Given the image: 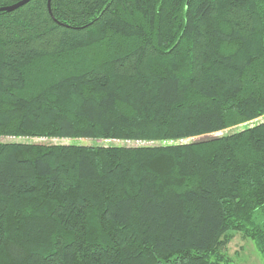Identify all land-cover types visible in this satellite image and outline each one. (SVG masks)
<instances>
[{
  "label": "trees",
  "instance_id": "trees-1",
  "mask_svg": "<svg viewBox=\"0 0 264 264\" xmlns=\"http://www.w3.org/2000/svg\"><path fill=\"white\" fill-rule=\"evenodd\" d=\"M262 116L264 0L0 11V137L161 142L0 141V264H235L232 232L264 252V121L212 136Z\"/></svg>",
  "mask_w": 264,
  "mask_h": 264
},
{
  "label": "rangeland",
  "instance_id": "rangeland-1",
  "mask_svg": "<svg viewBox=\"0 0 264 264\" xmlns=\"http://www.w3.org/2000/svg\"><path fill=\"white\" fill-rule=\"evenodd\" d=\"M264 116L257 118L252 121L250 124H243L239 127L229 129L226 131H220L212 134L221 135L224 133H231L233 131L245 128L247 125H253L258 122H263ZM211 136H204L203 138L207 139ZM193 139H180L177 141H173L176 143L186 142ZM0 141H19V142H39L45 144H67V143H82V144H105V145H148V144H160L161 142H152V141H122V140H101V139H90V138H67V137H38V136H21V137H0ZM163 143H166L163 142ZM231 240L227 247V253L232 258L235 264H264V252L260 251L256 242L250 238L245 237L240 232H232Z\"/></svg>",
  "mask_w": 264,
  "mask_h": 264
},
{
  "label": "water",
  "instance_id": "water-1",
  "mask_svg": "<svg viewBox=\"0 0 264 264\" xmlns=\"http://www.w3.org/2000/svg\"><path fill=\"white\" fill-rule=\"evenodd\" d=\"M30 0H19L13 4L5 5L0 7V11H13L26 3H28ZM48 7L51 12V0H48Z\"/></svg>",
  "mask_w": 264,
  "mask_h": 264
}]
</instances>
